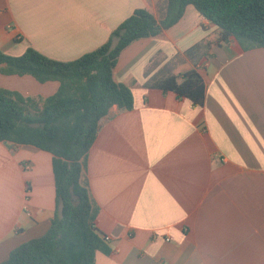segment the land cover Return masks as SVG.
Segmentation results:
<instances>
[{
	"label": "crops",
	"instance_id": "1",
	"mask_svg": "<svg viewBox=\"0 0 264 264\" xmlns=\"http://www.w3.org/2000/svg\"><path fill=\"white\" fill-rule=\"evenodd\" d=\"M140 8L161 19L166 0H0V51L73 61ZM191 70L206 82L203 107L149 86ZM114 79L134 108L114 106L89 152L96 227L112 248L96 264H264V48L222 42L189 5L175 26L127 47ZM59 87L0 73V88L26 98ZM56 211L53 156L0 142V264L44 236Z\"/></svg>",
	"mask_w": 264,
	"mask_h": 264
},
{
	"label": "trees",
	"instance_id": "2",
	"mask_svg": "<svg viewBox=\"0 0 264 264\" xmlns=\"http://www.w3.org/2000/svg\"><path fill=\"white\" fill-rule=\"evenodd\" d=\"M189 5L221 30L222 42L234 38L246 51L264 48V0H166L161 19L137 9L104 45L73 61L53 60L31 47L20 56L0 51V73L60 83L58 92L45 99L0 88V142L9 148L33 146L53 156L57 206L48 232L13 250L1 264H96L99 253H112L96 227L100 208L87 170L101 121L114 106L123 112L134 108L132 90L114 79V70L127 47L175 26ZM149 86L198 107L205 104L206 82L197 70L167 75Z\"/></svg>",
	"mask_w": 264,
	"mask_h": 264
},
{
	"label": "built area",
	"instance_id": "3",
	"mask_svg": "<svg viewBox=\"0 0 264 264\" xmlns=\"http://www.w3.org/2000/svg\"><path fill=\"white\" fill-rule=\"evenodd\" d=\"M103 238L105 240V242L109 243V241L111 240V238L109 236L103 235Z\"/></svg>",
	"mask_w": 264,
	"mask_h": 264
}]
</instances>
